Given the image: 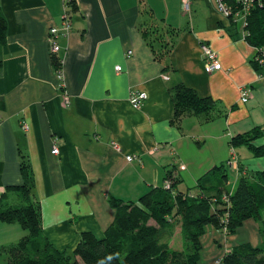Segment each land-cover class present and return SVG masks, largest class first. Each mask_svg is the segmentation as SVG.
<instances>
[{
    "label": "crops",
    "instance_id": "1",
    "mask_svg": "<svg viewBox=\"0 0 264 264\" xmlns=\"http://www.w3.org/2000/svg\"><path fill=\"white\" fill-rule=\"evenodd\" d=\"M196 1L187 0V9L185 0H76L67 33L66 0H0L7 22L0 41V204L16 200L23 160L30 163L43 232L56 249H73L84 232L102 238L115 218L112 197L137 201L163 186L173 168L197 182L230 158L232 136L264 127V69L254 68V49L231 31L216 0H204L205 25L194 22ZM150 25L170 42L163 57L147 38ZM51 28L59 29L56 55ZM204 44L221 70L205 71ZM53 56L61 61L62 89ZM179 83L219 100L224 113L173 122L172 89ZM242 87L252 90L248 103ZM136 92L148 96L140 109L130 102ZM193 140L209 150L207 158L193 161ZM236 154L252 170L242 160L251 153ZM257 167L264 170V159ZM12 225L0 218V249L24 236Z\"/></svg>",
    "mask_w": 264,
    "mask_h": 264
},
{
    "label": "trees",
    "instance_id": "2",
    "mask_svg": "<svg viewBox=\"0 0 264 264\" xmlns=\"http://www.w3.org/2000/svg\"><path fill=\"white\" fill-rule=\"evenodd\" d=\"M222 2L229 9L225 18L234 29L231 31L241 35L254 49V68L263 70L264 0H254L251 4L239 0ZM67 3L69 8L77 10L76 0ZM146 30L155 54L163 57L170 42L157 50L150 41V37L157 36ZM6 31L7 22L0 14L1 42L6 39ZM163 36L159 37L160 41ZM53 59L57 73L61 72L60 59L54 56ZM172 97L175 123L189 115L211 120L224 113L219 100L201 97L182 83L173 87ZM263 141V126L232 136L230 158L207 171L190 189L180 188L183 182L180 172L175 171L177 179H170L169 170L163 186L151 189L137 201L124 202L112 197L110 204L115 218L104 236L98 238L84 232L77 246L67 250L56 249L44 235L40 205L34 196V174L30 163L23 160L24 183L14 188L16 200L10 204L1 202L0 218L8 224L18 223L25 234L18 243L2 247L0 255L5 256L6 264H203L202 240L209 227L235 236L247 221L254 220L264 235V170H247L236 154L245 149L263 157ZM233 161L238 164L239 172L235 185L230 182ZM177 224H180L181 249L173 248L164 233L173 231ZM216 261V264H264V241L236 244Z\"/></svg>",
    "mask_w": 264,
    "mask_h": 264
},
{
    "label": "rangeland",
    "instance_id": "3",
    "mask_svg": "<svg viewBox=\"0 0 264 264\" xmlns=\"http://www.w3.org/2000/svg\"><path fill=\"white\" fill-rule=\"evenodd\" d=\"M197 5H199V6H197ZM195 6H196L197 10L193 12L194 22L195 21H196V23H202L203 22V25H205L206 22L204 20V14H205L206 6L204 4V0L196 1ZM197 12H198V14H196ZM195 14H196V16H195ZM194 22H193V24H194ZM148 29L152 30V32L154 33V36H157V38H154V37H152V38L154 40H156V42L160 46H163L164 44L165 45L168 44L169 41L163 43L162 41L159 40L161 38V36H163L164 34H163L162 30L158 29V26L155 27L153 25H150V27ZM163 37L165 39H167L165 36H163ZM163 41H165V40L163 39ZM165 48L167 49L168 46H165ZM193 142H194V140H193ZM196 142H194V145L196 147H198V149H200L201 151L198 149L193 151V161H194V159H197V158H200V160L207 158L209 156V150L203 149V146L197 144ZM249 156H250V158H249ZM249 156L245 154L242 157V160L248 166H250V167L252 166V170L258 169L257 165L260 163V160L264 159V156L263 157H256L253 154H250ZM212 165L213 164L211 163L210 166H212ZM210 166L209 165L203 166V168H205V169H203L202 172H200V173L199 172L196 173V175L205 173L210 168ZM231 167H232V170L230 173L231 182H232V185H234V183H236V184L238 183V180H237L239 177L238 164L232 162ZM175 170H177V169H175ZM175 170H174V168H173V170H171L170 176H172V177L170 179H173V180L177 179ZM197 177H198V175H197ZM195 178L194 177L188 178L185 176L183 178V182H182V184H183L182 189L187 190V189L192 188L196 184L197 179H195ZM246 223L247 224L243 228H241L235 236H230L226 232L215 231L213 228L209 227L207 236L204 237L202 240V242H203V250H202L203 264H216V262H217L216 260L218 259V257L221 256V254L223 252L226 253L227 251H230V249L232 247H234L236 244H241V243H244L247 241H250L253 244H257V243L261 244V242L264 241V235L261 232L260 225L254 220L247 221ZM11 227L12 228H10V229H16L15 231H17V229L21 230V227L18 223H13V225ZM20 230H18V231H20ZM164 233H165V238L168 239V241H171V246L173 248H176V249L182 248V238L180 235V224H177L176 228L173 231L166 230V231H164ZM16 235H17V233H16ZM4 236H7L8 238H10V240L8 241L7 244H11L13 236H15V234H14V232H11L10 235H4ZM5 261H6L5 256L0 255V264H6Z\"/></svg>",
    "mask_w": 264,
    "mask_h": 264
},
{
    "label": "built area",
    "instance_id": "4",
    "mask_svg": "<svg viewBox=\"0 0 264 264\" xmlns=\"http://www.w3.org/2000/svg\"><path fill=\"white\" fill-rule=\"evenodd\" d=\"M239 1L244 2L245 4H251V2L254 0H239ZM67 2L68 0H66V3ZM216 2H217L220 12L224 16H228L229 9L225 6V4H223L222 0H216ZM185 4L188 9L189 4L187 0H185ZM69 10L70 8L67 3L64 14L62 16L63 23H64V31L67 33L71 31V15H70ZM58 35H59V29L51 28L50 30V52L52 55H56L60 49L58 42H57ZM201 51H202L203 66L207 73H213L215 71L222 69V65L220 64L218 60L217 54L208 45L206 44L201 45ZM116 69L117 71H121V66H117ZM57 77L59 79V87L62 89L65 86L63 73L62 72L57 73ZM240 96H241V101L243 103H248V101L251 99V96H252L251 88L242 87L240 89ZM147 99H148V96L146 93L136 92V93L131 94L130 102L135 109H140ZM23 129L25 131H28V127L26 124H23ZM113 145L115 148H117L115 143ZM57 153H58L57 149L53 151V154H57ZM133 159H134L133 156L127 157L128 161H133ZM167 187L168 188L170 187L169 181H167Z\"/></svg>",
    "mask_w": 264,
    "mask_h": 264
}]
</instances>
